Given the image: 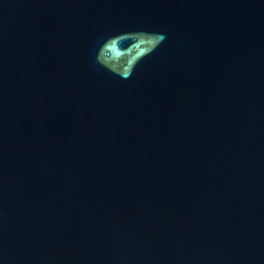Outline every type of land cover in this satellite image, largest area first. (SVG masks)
Here are the masks:
<instances>
[{
	"label": "water",
	"instance_id": "95a60500",
	"mask_svg": "<svg viewBox=\"0 0 264 264\" xmlns=\"http://www.w3.org/2000/svg\"><path fill=\"white\" fill-rule=\"evenodd\" d=\"M0 264H264V0H0Z\"/></svg>",
	"mask_w": 264,
	"mask_h": 264
}]
</instances>
